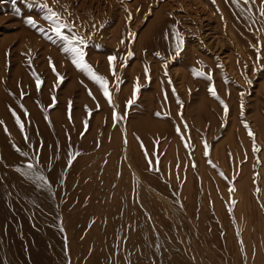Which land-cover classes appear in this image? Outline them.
I'll use <instances>...</instances> for the list:
<instances>
[{"label": "rangeland", "instance_id": "374dc122", "mask_svg": "<svg viewBox=\"0 0 264 264\" xmlns=\"http://www.w3.org/2000/svg\"><path fill=\"white\" fill-rule=\"evenodd\" d=\"M181 1L58 0L57 3L56 0H45L53 10L63 13L65 18H75L76 23L81 26L79 31L82 35H91L86 49V61L97 74L109 81L113 108L105 100L99 87L75 68L58 44L51 43L25 23L31 16L40 27L47 29L48 25L42 19L43 13L38 8H29L25 0H0V93L6 91L2 92L5 93L4 97L0 95V106L4 103L3 98L7 100L3 104L4 111L9 108L5 112L14 116L13 112L16 110L23 115L21 123L26 126L21 136H7V131L0 139V153L4 161H0V171L3 173L5 187H12L10 178L14 177L33 189L37 202L28 199V204L40 205L44 210L42 215L53 236L38 229L31 220L30 213L27 217L30 225L33 223L36 227L32 225V229H38L37 231L42 232V237L48 239L54 264H78V257L81 258V264L86 263L89 255L86 252L90 250L84 245L80 249L78 241L79 245L75 242L76 246L72 247L74 255L69 241L73 237L71 233L79 231L74 236L76 240H95L93 224L97 221L96 216L106 209L105 203H108L110 209L117 208L115 213L119 216H114L118 221L124 220L118 226L123 224L121 227L126 230L117 226L116 232L120 229L119 233L116 235L114 232L115 235L103 243V246L107 245L105 252H110V255H102L115 257L113 260L108 259V263L112 260L115 264H147V258L146 261L155 259L156 263L153 261V264H264V16L259 15L261 3L256 0L253 5H245L240 0L237 7L231 2L220 0L224 2L225 11L220 9V17L215 13L209 20L213 27L218 28L217 40L224 43V54L206 51L203 55V51L200 53L196 49L201 46L200 42L196 40L193 43L184 38L183 51L179 57L174 58V47H170V40L174 37L170 29L176 25L183 27L182 24L185 23L180 19L186 11V5ZM215 2L217 3H211L220 4L219 0ZM68 13H71L70 17ZM129 14L132 17L130 21ZM93 24L96 25L95 28L92 27ZM223 25L231 27L230 34H223ZM170 34L172 35L169 36ZM121 40L125 43H121ZM211 41L214 40L210 39L209 42ZM166 44L168 49L164 51L162 48ZM191 44L196 47V51ZM128 51L133 53L131 57H127ZM258 51L261 57L259 61ZM110 55L127 57L124 61L126 66L121 67L120 60L117 61L116 71L120 77L118 89L110 73ZM50 60L56 73L64 78L62 83L57 84V76L50 67ZM231 61L246 78L240 79L235 71L230 72ZM165 63L167 68L164 67ZM145 68L148 69L147 77ZM194 72L211 74L212 80L194 75ZM37 76L43 81L39 91L35 82ZM137 82V98L131 107H127V101L132 98ZM210 84L215 86L219 99L210 95ZM10 103H14L11 104L13 108ZM223 105H227V115ZM114 110L123 117L115 125L112 119ZM32 111L40 117L42 126L47 127V124L53 123L61 127L65 131L61 134L63 138L61 135L42 133V126L38 125L36 128L31 119ZM13 118L16 119V114ZM14 120L13 123L19 127ZM244 123L255 134V141L248 135L249 129L244 127ZM50 141L55 144L52 145ZM254 143L260 149L259 152L253 151ZM50 152L52 155L56 154V159L50 156ZM145 153L148 154L147 157ZM39 155H42V159ZM149 161L153 162L151 168ZM28 163L36 165V173L48 179L47 185L23 174L27 171ZM49 163L51 168L48 167ZM124 177L126 180L129 178L126 183H131L130 186L122 183ZM121 183L123 186H120ZM115 193L125 195L123 197L127 200L123 198L126 200L123 201ZM81 194L87 199L84 196L82 198ZM106 198L108 202H105ZM111 200H117L116 203L113 202L116 206L110 204ZM119 200L125 204L124 209H129L126 210L127 216L124 215V209L122 215L121 207L124 204H118ZM86 201L92 203L89 202V208L83 204ZM95 201L101 203L98 202V205ZM71 202H74V206ZM69 205L81 210L84 209L81 207L83 205L86 207L84 210L88 209L90 213L88 210L86 214L84 211L78 212L79 210L74 212V208L71 209ZM92 205L102 206L94 211L91 210ZM131 207L135 210L140 208L138 211L143 212V217H139L137 211L131 212ZM67 212L69 213L65 217ZM132 213L141 220L135 226L138 223L134 217V227L142 228L143 231L138 228L132 231L135 241H131L133 239L129 235H126L128 239L124 238L127 229L133 228L132 224L131 227L128 225L130 228L127 226L135 221ZM68 215L71 217L67 222ZM78 215V220L84 218L79 222H83V225L87 222V226L79 223L82 228L75 230ZM102 222L106 220H102L101 224ZM148 229L153 231L151 239V230ZM144 230H147V235L141 234ZM121 231L124 233L123 237L119 236ZM136 231L141 232L144 240L138 238L140 235ZM146 237L151 242H147ZM46 238L44 239L47 240ZM111 239L115 247L110 251L108 247ZM116 239L120 240V245ZM128 240L133 243L130 244ZM146 243L152 244V247H146ZM137 245L142 248L137 249ZM105 246L103 249L99 246L98 253H104L101 250ZM115 248L120 250L119 254L111 256L112 251H117ZM149 249L154 252L149 260L148 257L139 256L152 254ZM122 255L128 258L130 256L129 260ZM140 259L144 261L141 260L140 263ZM11 261L10 264H20L13 259Z\"/></svg>", "mask_w": 264, "mask_h": 264}, {"label": "bare ground", "instance_id": "6f19581e", "mask_svg": "<svg viewBox=\"0 0 264 264\" xmlns=\"http://www.w3.org/2000/svg\"><path fill=\"white\" fill-rule=\"evenodd\" d=\"M183 1V3L186 5V7L184 6V8H186V11H185V15H183V16H181V18L180 19H183L184 20V22L185 23H183L182 24V26L183 27H180L179 25H176V26H173V27H171V29H170V32H172V34H173V32H179V34L181 35V36H183V38H187L188 40H191L193 43H195V41L197 40L198 42H200L201 44H199V45H201V46H198V48H196L197 50H199L200 51V53L203 51V55L206 53V51H207V53L208 52H211V51H213V53H214V51L215 52H222L223 54H224V52H223V48L225 47V45H224V43H222V42H218V37H217V35H218V28L216 27H213L212 26V24H211V22H210V18L212 17V15L213 14H217V16H219L220 17V15L222 14V12H221V10L220 9H222V11L224 10L225 11V7H224V2H221L220 0H219V2L218 3H220V4H212L213 2H212V0H182ZM181 1V2H182ZM216 1V0H215ZM212 2V3H211ZM211 3V4H210ZM215 3H217V2H215ZM170 4V3H169ZM182 5V4H181ZM230 6V5H229ZM230 8V7H229ZM170 11V10H169ZM181 14V13H180ZM215 14V15H216ZM176 17H179V16H176ZM224 18H226V16L224 17ZM214 20V19H213ZM215 20H217V17H215ZM181 21V20H180ZM212 21V20H211ZM225 21H226V19H225ZM227 21H228V19H227ZM183 22V21H182ZM177 23V22H176ZM219 25H220V23H218ZM217 24V25H218ZM227 25H229L228 23H227ZM221 27V26H220ZM231 27L230 26H226V25H223V34L225 33H231ZM169 32V33H170ZM207 33V34H206ZM229 33V34H230ZM172 34H170L169 36H171ZM220 34V33H219ZM232 35V34H231ZM223 37V36H222ZM235 37V36H234ZM210 39H212V40H214L213 42L211 41V42H209V40ZM225 39H226V37H225ZM224 39V40H225ZM228 40H229V38H227ZM234 39H236V38H234ZM206 40V41H205ZM221 40V39H220ZM169 41V40H168ZM172 43H171V45H170V47H174V45H175V39H171L170 40ZM225 41H227V40H225ZM230 41V40H229ZM250 41V40H249ZM191 42V43H192ZM209 42V43H208ZM238 43V42H237ZM236 43V44H237ZM167 44H168V42H167ZM165 45L166 47L165 48H162L164 51H166L168 48H167V46L168 45ZM188 44V43H187ZM193 44H191V46H192ZM248 45V44H247ZM193 48H194V46H192ZM194 48V49H195ZM196 49H195V51H196ZM205 49V50H204ZM227 49V48H226ZM162 50V51H163ZM171 50V49H170ZM173 52V51H172ZM174 53V52H173ZM198 53V52H197ZM212 53V52H211ZM206 55H208V54H206ZM210 55V54H209ZM246 55V54H245ZM202 57V56H201ZM227 57H228V55H227ZM231 57V56H230ZM203 58V57H202ZM229 59V58H228ZM240 59V58H239ZM241 60V59H240ZM227 62H228V60H227ZM230 63V68H229V70H230V72H233V73H235L236 72V75H238V78H240V79H243V78H246L245 76V74H243V72L241 71V70H239L238 69V67L236 68L235 67V63H233L232 61L231 62H229ZM3 65V64H2ZM229 65V64H228ZM257 65V64H256ZM235 71V72H234ZM230 77V76H229ZM3 82H1V84H2ZM12 88H14V87H12ZM9 89V88H8ZM1 90V89H0ZM14 90L15 91H17V89H15L14 88ZM14 90H13V92H14ZM4 91V90H3ZM3 91H1V93H0V95L1 96H3V95H5V93H2ZM4 92H6V91H4ZM15 93V92H14ZM16 94V93H15ZM7 95V94H6ZM9 96V95H8ZM4 97V96H3ZM3 97H1V98H3ZM6 97V96H5ZM7 101V100H6ZM6 101L4 100V98H3V102L6 104ZM8 102V101H7ZM3 103V104H4ZM3 104H2V106H0V122H2V123H0V139H2V137H4V135H5V133L7 132V136L8 135H15V136H21L22 135V133L23 132H20L19 130L20 129H18L19 127H16V125L13 123V121L12 120H14L15 118H13L14 116H10V114L9 115H7V112L9 111V108H8V111L7 110H5V111H7V112H5L4 111V106H3ZM8 104V103H7ZM11 104H14V103H10V107L11 108H13L12 106H11ZM9 105V104H8ZM5 107H7L6 105H5ZM10 108V109H11ZM7 109V108H6ZM12 110H15V109H12ZM16 111V110H15ZM15 111L13 112V113H15ZM10 113V112H9ZM16 118L17 117H19V119H20V121H23L22 120V116L23 115H21L20 113H18L17 111H16ZM12 115V114H11ZM12 117L13 119L10 121L8 118L9 117ZM40 116V115H39ZM31 119H32V121L34 122V125H35V127L36 126H42V121H41V119H40V117H38V115L36 114V113H34L33 111L31 112ZM45 119V118H44ZM16 121V119L14 120V122ZM49 121V120H48ZM32 122V123H33ZM44 122V121H43ZM31 124V123H30ZM26 125V124H25ZM28 126V125H27ZM24 127H26V126H24ZM34 127V128H35ZM43 128H41V130H42V133H49V134H51L52 136H60L61 134H63L65 131L64 130H62V128L61 127H59L57 124H53V123H49V124H47V127H45L44 125L42 126ZM27 128H29L30 129V127H27ZM37 128V127H36ZM24 129H26V128H24ZM28 129V130H29ZM38 130V129H37ZM39 131V130H38ZM21 133V134H20ZM25 134H27V133H25ZM29 134V133H28ZM38 135H39V133H38ZM24 136V135H23ZM62 136V135H61ZM51 137V136H50ZM52 138V137H51ZM54 138H56V137H54ZM62 138H63V136H62ZM4 139V138H3ZM5 140V139H4ZM7 140V139H6ZM63 140V139H62ZM53 141V140H52ZM67 141V140H66ZM4 143H5V141H4ZM50 143H51V141H50ZM53 143V142H52ZM51 143V144H52ZM53 144H55V143H53ZM52 144V145H53ZM56 145H57V143H56ZM1 146V145H0ZM6 146H8L7 145V143H6ZM60 146V145H59ZM54 147L55 146H53V149H54ZM62 147V146H61ZM2 148V147H1ZM0 148V149H1ZM65 148V147H64ZM33 150V149H32ZM59 150V149H58ZM49 151H50V149H49ZM53 151V150H52ZM0 152H1V150H0ZM10 152V151H9ZM33 152H34V150H33ZM44 152V151H43ZM48 152V151H47ZM56 152H58V151H56ZM11 154H12V152H10ZM49 153V152H48ZM10 154V155H11ZM14 155H15V153H13ZM32 154V153H31ZM33 154H35V153H33ZM59 154V153H58ZM63 154V153H62ZM44 155V154H43ZM52 154H51V152H50V156H51ZM54 155L56 156V154L54 153ZM54 155H52V157H54ZM12 157H13V155H11ZM15 156H17V155H15ZM40 156V155H39ZM39 156H38V158H39ZM42 156V155H41ZM40 156V157H41ZM5 157V156H4ZM33 157V156H32ZM52 157H51V159H52ZM58 158V157H57ZM14 159V158H13ZM34 159H37V158H34ZM40 159V158H39ZM41 159H42V157H41ZM40 159V160H41ZM54 159H56V157H54ZM22 160V159H21ZM0 161H2V162H4L3 161V159H2V153H0ZM14 161V160H13ZM44 161H47V160H45L44 159ZM50 161V160H49ZM56 161V160H55ZM62 161V160H61ZM60 161V162H61ZM1 162V164H3ZM52 163H53V161H52ZM17 164V163H16ZM44 164H46V163H44ZM58 164V163H57ZM49 165H50V163H49ZM56 165V164H55ZM42 166V165H41ZM41 166H39L40 167V169H41ZM46 166V165H45ZM44 167V166H43ZM48 167H52L51 165L50 166H48ZM60 167H62V164H61V166ZM59 167V169H61ZM19 168H20V166H19ZM49 168V169H50ZM55 168V167H54ZM24 169V168H23ZM43 169H45V168H43ZM47 169V168H46ZM56 169V168H55ZM54 169V172L56 171ZM1 170H3V168L1 169ZM48 170V169H47ZM52 170H53V168H52ZM49 171V170H48ZM60 171V170H59ZM10 174V173H9ZM55 175V174H54ZM13 176V175H12ZM53 176V175H52ZM57 177H59V175L57 174L56 175ZM57 177H55L54 176V178H57ZM127 177V176H126ZM9 178V177H8ZM8 178L6 179V181L8 180ZM23 178H25V177H23ZM69 178V177H68ZM11 179V183H12V187L9 185V187H11V188H8V187H5L4 186V184H3V173H2V171H0V264H10V262H12L11 260L13 259L14 261H17L18 263H20V264H54L53 263V261H52V258H51V255H53L52 253H51V248H50V246H49V242H48V244H47V241H48V239L46 238V237H44V238H46L47 240H45L43 237H42V232L44 233H47L48 235L50 234L51 236H53V233L52 232H50V229H49V227H48V225H47V221L45 220L46 218L44 217V215H42V214H44V210L42 209V208H40L39 206L40 205H30V204H28V199H31V200H36V196H35V193L33 192V189H31L29 186H27L28 184H24L22 181H20L18 178H14V177H11L10 178ZM22 179V178H21ZM26 179V178H25ZM124 179V180H123ZM122 179V181H124V182H122L123 184H126V186H130L131 185V183H129V184H127L128 182H127V180L129 179V178H127V180L125 179V177ZM48 180V179H47ZM5 181V182H6ZM56 181V180H55ZM59 181V180H58ZM57 181V182H58ZM66 181H68V180H66ZM129 181V180H128ZM9 182V180L6 182V183H8ZM54 182V181H53ZM127 182V183H126ZM52 183V182H51ZM67 183V182H66ZM121 183V184H122ZM10 184V183H9ZM58 184V183H57ZM123 184L122 185H120V186H123ZM66 185V184H65ZM7 186V185H6ZM33 187V186H32ZM34 188V187H33ZM61 189H63L62 187H61ZM68 189V191H69V188H67ZM35 191H37V190H35ZM62 191V190H61ZM63 191H65V190H63ZM92 191V190H91ZM119 191V190H118ZM117 191V192H118ZM88 192V191H87ZM85 193L86 194V196H87V194L88 193ZM95 192V191H94ZM69 193V192H68ZM72 193H74V192H72ZM78 193L79 192H77V195H78ZM91 193V192H90ZM122 193V192H121ZM70 194V193H69ZM68 194V195H69ZM84 194V193H83ZM83 194H81V197L82 196H84L85 198H86V196L85 195H83ZM118 193H115V195L118 197V198H120V197H122L121 199L124 201L126 198L125 197H123V196H125V195H121L120 196V194L119 195H117ZM79 197H80V195H78ZM91 196V195H90ZM92 196H94L95 197V195H92ZM98 196V195H97ZM115 196V197H116ZM68 197H70V196H68ZM77 197V196H76ZM78 197V198H79ZM94 197H93V199H94ZM104 197V196H103ZM102 197V198H103ZM75 198V197H74ZM83 198V197H82ZM96 198V197H95ZM100 198V197H99ZM98 198V199H99ZM123 198H125V199H123ZM37 199H39V198H37ZM66 199V198H65ZM80 199V198H79ZM87 199V198H86ZM92 199V198H91ZM40 200V199H39ZM38 200V201H39ZM78 200V199H77ZM81 200H83V199H81ZM96 200V199H95ZM100 200H101V198H100ZM122 200H119V202H117L118 204L120 203V205L122 206L124 203H122L123 201ZM127 200V199H126ZM125 200V201H126ZM71 201V200H70ZM115 201V200H114ZM113 201V202H114ZM117 201V200H116ZM116 201H115V203H116ZM122 201V202H121ZM36 202H37V200H36ZM36 202H34V203H36ZM41 202V201H40ZM40 202H39V204H40ZM66 202H68V201H66ZM65 202V203H66ZM78 202V201H77ZM90 202V201H89ZM89 202L87 203V201H86V204H85V202H83V204L84 205H87V208H89L90 206V204H89ZM96 202V201H95ZM99 202V201H98ZM98 202H96L97 204H98ZM102 202H104V200L102 201ZM105 202H108L107 201V198L105 199ZM104 202V203H105ZM112 202V200H111V202H110V204L111 203H113ZM74 203V202H73ZM73 203L71 202V204H72V206H74L73 205ZM91 203V202H90ZM101 202H99V204H100ZM103 203V204H104ZM128 203H130V201L128 202ZM42 204V203H41ZM69 204V203H68ZM68 204H66V206L68 205ZM89 204V205H88ZM92 204V203H91ZM98 204V205H99ZM102 204V205H103ZM106 205H108V203H105ZM114 204V203H113ZM43 205V204H42ZM41 205V206H42ZM75 205H76V203H75ZM77 205H79V204H77ZM102 205H100V206H102ZM105 205V208L107 209V211H106V209H103V211L102 212H100L97 216H96V219H97V221L95 222V224H93V222L91 223V224H93L94 225V228H93V230H94V232H95V240H91V242L89 241V238H88V241H85V239H78V240H76V239H74L75 237L74 236H76L75 234H76V232H79V231H76L74 234L73 233H71L72 235H73V237H71V239L69 240V241H71V249L73 250V246H76V245H74V243L76 242L77 243V245H79L78 244V241H79V243H80V249H82V247H83V245L84 246H87L88 248H89V252L87 251L86 253L87 254H89V255H87V254H85V256L87 255V261H86V263L85 264H112L113 262H112V260H113V258H115V257H110L109 255V253H106L105 252V250L107 249V245L105 246V244H104V246H105V249L104 250H101V252L102 251H104V253H98L99 251V246L101 247V249H103L104 248V246H103V243H105L108 239H109V237H111V236H113V235H115V233L114 232H116V230L118 229L117 228V226H118V224H119V222L120 221H124V220H120V221H118L117 219L118 218H116V217H118L119 216V214L117 213H115V211L117 210V208L116 207H112L111 209H110V206L108 205V207ZM93 206V205H92ZM91 206V207H92ZM97 205H95V206H93V207H96ZM100 206H98L99 208H100ZM114 206H116L115 204H114ZM126 206H127V203H126ZM130 206V205H129ZM43 207V206H42ZM64 207V206H63ZM69 207H70V205H69ZM77 207V206H76ZM82 208H86V207H83V205L81 206ZM92 207V209L91 210H93L94 209V211L97 209L98 210V207H96V208H93ZM103 207H104V205H103ZM124 207H125V204H124V206L123 207H121L122 208V212L125 210V214H124V212L122 213V215L124 214L125 216H127L126 215V212L129 210H127V209H124ZM45 208V207H44ZM67 208V207H66ZM71 209L72 208H74V207H70ZM102 208V207H101ZM116 208V209H115ZM132 209H133V207H131ZM76 208H74V212H76L77 210H79L78 212H81V211H84V213L86 214V213H88L86 210H88V209H86V210H81V209H76ZM124 209V210H123ZM131 209V210H132ZM47 210V209H46ZM67 210V209H66ZM99 210H102V209H99ZM127 210V211H126ZM135 209H133V211H131V212H138L139 213V211L138 210H140V208L139 209H136L135 211H134ZM89 211V210H88ZM146 211V210H145ZM47 212H48V210H47ZM72 212V211H71ZM136 212V213H137ZM28 213V214H27ZM29 213L31 214V216H32V219L31 220H33L34 222V225L38 228V229H40L42 232H40V231H37V230H33L32 229V225H33V223L30 225V220H29V218L27 217V215H29ZM69 212H67L66 214H65V217H66V215L68 214ZM83 213V214H84ZM89 213H90V211H89ZM91 213H93V211L91 212ZM128 213V212H127ZM130 213V212H129ZM135 213V214H136ZM140 213H141V211H140ZM140 213L138 214L139 215V217L140 216H142V214H143V212L141 213V215H140ZM73 214V213H72ZM75 214V213H74ZM80 214V213H79ZM83 214H81V215H83ZM84 214V215H85ZM116 214V217L114 216ZM133 214V213H132ZM145 214V213H144ZM51 215V214H50ZM69 215H71V213L69 214ZM68 215V216H69ZM94 215V214H93ZM118 215V216H117ZM130 215V214H129ZM137 215V214H136ZM146 215V214H145ZM75 216V215H74ZM91 216H92V214H91ZM124 216V217H125ZM30 217V216H29ZM70 217L71 216H69V219L68 218H65V219H68L67 220V222L70 220ZM73 217V216H72ZM78 217H80L79 215L78 216H76V219L78 218ZM113 217H115V220H114V222H113ZM134 217H135V219H137V217L133 214L132 215V219H134ZM143 217V216H142ZM141 217V218H142ZM74 218V217H73ZM83 217H81V219H82ZM126 218H128V217H126ZM125 218V219H126ZM129 218H131V215L129 216ZM128 218V219H129ZM75 219V218H74ZM80 219V218H79ZM78 220L77 219V229H75L74 227H73V225H72V227L75 229V230H79L78 228H82V223L81 222H79V221H82V220ZM91 219H93V218H91ZM132 219H130L131 221H132ZM134 219V220H135ZM105 221L106 220V222H102V224H101V221ZM117 220V221H116ZM138 220L139 221H141L140 220V218H138L137 219V222H136V220L135 221H132V222H128L129 224H127V226L128 225H130V224H135V222L136 223H138V224H136L135 226H138L139 225V222H138ZM85 221H86V218H85ZM89 221H91L90 219H89ZM93 221V220H92ZM126 221H128L127 219H126ZM143 221L144 220H142V222L141 223H143ZM115 222H118L117 223V225L116 224H114ZM134 222V223H133ZM71 223H72V221H71ZM79 223H81L82 225L80 226V224ZM105 225H104V224ZM145 223V222H144ZM69 224H70V222H69ZM69 224H68V228H69ZM79 224V225H78ZM87 224V222L85 223V225H83V226H87L86 225ZM88 224H89V222H88ZM90 224V225H91ZM120 224H121V222H120ZM33 225V226H34ZM51 225V224H50ZM89 225V226H90ZM102 225V226H101ZM123 225V224H122ZM121 225V226H122ZM132 225H130V227L132 226ZM144 225V224H143ZM34 226V227H35ZM78 226H80V227H78ZM88 226V227H89ZM119 227L120 229H122V230H125V227ZM145 226H147L146 225V223H145V225H144V229H146L145 228ZM150 226V225H149ZM148 226V227H149ZM35 227V228H36ZM91 228H92V226H90ZM129 227V226H128ZM129 227V228H130ZM142 227V226H141ZM147 227V228H148ZM51 228H52V226H51ZM67 228V229H68ZM86 228V227H85ZM133 228H135V229H133ZM133 228H130V229H133V230H131L130 231V229H127L128 231H129V233H128V231H127V234H124V233H122L123 231H121L120 232V234L121 235H119L120 237H123V235L122 234H124L125 236H124V238L126 237V235L128 236H131V237H129L130 239H133V237L132 236H134L133 235V233H132V231L134 232L135 230H136V228H138V230L139 231H142V228H139V227H134V225H133ZM151 228V227H150ZM88 229V228H87ZM120 229H119V231H120ZM84 230V229H83ZM92 230V229H91ZM90 230V231H91ZM149 230H151V229H148V231ZM69 231H70V229H69ZM72 231V230H71ZM82 231V230H81ZM119 231L118 232H116V235H117V233H119ZM126 231V230H125ZM124 231V232H125ZM145 231V230H144ZM132 233V235H131V233ZM143 232V231H142ZM152 230L151 231H149V233H150V239H151V235H152ZM55 233V232H54ZM81 233H83V232H81ZM135 233H139L138 231H136ZM134 233V234H135ZM141 233V232H140ZM139 233V239H142V240H144V236L143 237H141V234H145L146 233V235H147V230L144 232V233H141L140 234ZM148 233V234H149ZM70 234V233H69ZM90 234V233H89ZM136 234V235H137ZM49 235V236H50ZM78 236L80 235L79 233L77 234ZM88 235V234H87ZM135 235V236H136ZM77 236V237H78ZM92 237H93V235H91ZM118 236V237H119ZM80 237H81V235H80ZM90 237V236H89ZM83 238V237H82ZM105 238H107V239H105ZM135 238H137V237H135ZM55 239H56V237H55ZM69 239V238H68ZM86 239H87V237H86ZM92 239V238H91ZM125 239H128L127 237L125 238ZM150 239H148V241H147V237H146V241L147 242H151V241H149ZM81 240V241H80ZM113 239H111V244H109V247H108V249H110V251L111 250H114V247H115V243H113V241H112ZM117 241H119V245H120V240L119 239H116ZM124 240V239H123ZM137 240V239H136ZM142 240H140V241H142ZM55 241V240H54ZM68 241V240H67ZM129 241V240H128ZM131 241H135L134 239L133 240H131ZM131 241H129V243L131 242ZM59 242H60V240H59ZM90 242V243H89ZM109 242V241H108ZM125 242H127V240L125 241ZM55 243V242H54ZM67 243H69V242H67ZM124 243V242H123ZM131 243H133V242H131ZM130 243V244H131ZM114 245V246H111L110 247V245ZM122 244V243H121ZM129 244V245H130ZM69 245H70V243H69ZM118 245V246H119ZM125 245V244H124ZM146 245V247L148 246L149 247V245L151 246L152 244H150L149 243V245H148V243H146L145 244ZM140 246V245H139ZM138 245H137V249H139V248H142V247H139ZM141 246H143V245H141ZM51 247H52V245H51ZM79 246H77V248H78ZM103 247V248H102ZM113 247V248H112ZM123 247V246H122ZM152 247V246H151ZM65 248V247H64ZM69 248H70V246H69ZM68 248V249H69ZM77 248L75 247V250L76 251H78L77 250ZM84 248H86V247H84ZM112 248V249H111ZM119 248V247H118ZM135 249H136V247H134ZM145 248V246H143V249ZM150 248V247H149ZM55 249V248H54ZM66 249V248H65ZM116 250H117V248H115ZM120 249V248H119ZM146 249H148V248H146ZM62 250V249H61ZM88 250V249H87ZM122 250H123V248H122ZM122 250H121V252H122ZM149 250H151L152 251V254H148V256H146V254H144V255H139L140 257L142 256V258H143V256H144V258L145 257H148V260H149V258H151V255H154L153 253V250L152 249H149ZM70 251V250H69ZM92 251V252H91ZM118 251V252H117ZM116 252L114 251H112V253H113V255H111V256H114V253H118L119 254V251L120 250H117ZM151 251H149V252H151ZM56 251H54V253H55ZM71 252V251H70ZM73 252H74V250H73ZM124 252V251H123ZM148 252V253H149ZM59 253H61V252H59ZM66 253V252H65ZM72 253V252H71ZM71 253H69V255L71 254ZM79 253V252H78ZM82 252L80 251V254H81ZM85 253V252H84ZM111 253V254H112ZM127 253V252H126ZM145 253H147V252H145ZM80 254H79V256H80ZM102 254H109L108 256L106 255H102ZM121 254V253H120ZM122 254H124V253H122ZM129 254H130V252H129ZM128 254V255H129ZM74 255H75V252H74ZM63 256V255H62ZM83 256V255H82ZM118 256V255H117ZM121 256V255H120ZM123 257H124V255H122ZM126 256V255H125ZM133 257H134V259H136L135 258V256L134 255H132ZM139 256H137V258L139 257ZM71 257V256H70ZM75 257V256H74ZM73 257V258H74ZM108 257V258H107ZM154 257V256H153ZM118 258V257H117ZM124 258H126V259H128L129 260V258H130V256H129V258L128 257H124ZM61 259V258H60ZM72 259V258H71ZM75 259V258H74ZM78 259H79V261L77 262L76 260H75V262H77L78 264H81L80 262V257H78ZM108 259L110 260V259H112L110 262L111 263H108ZM119 259V258H118ZM132 259V258H131ZM146 259L147 258H145V262L148 264V262H149V264H151L150 263V261H152L151 259L149 260V261H146ZM83 260V259H82ZM115 260H117V259H115ZM114 260V262H116ZM141 260L142 259H140L139 261H140V263H141ZM74 261V260H73ZM72 261V262H73ZM85 261V260H84ZM119 261H120V259H119ZM135 261V260H134ZM138 261V260H137ZM142 261H144V260H142ZM153 261L155 262V259H153ZM153 261H152V264H153ZM132 261H130V263H131ZM118 263H120V262H118ZM117 263V264H118ZM156 263V262H155ZM15 264V263H14ZM76 264V263H75ZM113 264H115V263H113ZM121 264V263H120ZM122 264H124L123 262H122ZM126 264H127V262H126ZM128 264H129V262H128ZM139 264V263H138Z\"/></svg>", "mask_w": 264, "mask_h": 264}, {"label": "snow or ice", "instance_id": "6c2138e0", "mask_svg": "<svg viewBox=\"0 0 264 264\" xmlns=\"http://www.w3.org/2000/svg\"><path fill=\"white\" fill-rule=\"evenodd\" d=\"M25 2L27 3V6L29 8H32V7L38 8L39 11L43 13L42 19L47 23L48 27L47 29H45L44 27H40L36 23V20L33 19L31 16H29L25 20V23L30 28L36 29L40 34L44 35L45 38L49 40L51 43L58 44L60 46V50L63 53H65L68 58H70L71 63L75 66V68L79 70L80 72L84 73L89 79H91L99 87L105 100L108 102L110 106L114 108V102L112 99V93L110 90L109 81L107 80V78L102 77L99 74H97L93 70L92 66L86 61V49L89 47L91 35L89 36L82 35L81 32L79 31V28L81 26L76 23L75 18H72V19L65 18L63 13L53 10V8H51L49 4L45 2V0H25ZM56 2L58 3V0H56ZM212 2L215 3V0H212ZM226 2H231L233 5L237 7H239V4H240V0H226ZM243 2L245 5H253L256 3V0H243ZM260 3H261V6L259 8V15L264 16V0H260ZM248 11H251V9H248ZM17 14H19L18 10H17ZM68 16L70 17L71 13H68ZM131 18H132L131 14H129L128 20L130 21ZM252 23L254 24L255 21L253 20ZM92 27L95 28L96 25L93 24ZM129 35L132 39H134V36H132L131 33H129ZM173 37L175 39V45H174V58H175V57L180 56L181 52L183 51L185 42H184L183 36H181L179 32H174ZM121 43H125V41L121 40ZM132 55L133 53L131 51L127 52V57H131ZM156 55L159 56V53H156ZM127 57L120 58L117 55H110L108 57L110 73L112 77L114 78V80L116 81L117 89L119 88V82H120V77L116 71L117 61L118 59L120 60L121 67L126 66L124 61ZM260 58L261 57L258 51L257 60L259 61ZM49 64L53 72L57 76V84L62 83L64 78L60 76L59 73H56L55 66L54 64H52L51 60L49 61ZM164 67L167 68V63H165ZM145 75L146 77L148 75L147 68H145ZM165 75L167 76V72H165ZM194 75L202 76L208 81L212 80L211 74H205L203 72H194ZM35 82H36L37 91H39L43 84V81L37 76L35 78ZM248 82L251 83V81H248ZM169 83H171V81H169ZM138 91H139V84L137 82V85L134 87V90H133L132 98L127 101V107H131L134 104L137 98ZM208 91L212 97L219 99L217 95V91L213 84H210ZM173 92L175 93V89H173ZM89 95L90 96L92 95L91 92H89ZM241 95H243V93ZM53 101H55V97H53ZM221 103L223 102L221 101ZM223 107H224L225 115H227L229 111L227 108V105H223ZM241 108L243 109V105H241ZM25 114L27 115V113ZM13 115L15 116V113H13ZM90 115L91 113L89 112V116ZM157 115L159 116L160 113H157ZM122 118L123 117L119 116L115 110L113 111L112 119H113L114 125L116 122H118ZM16 122L21 132H23L24 124L21 123L19 117L16 118ZM85 127L87 128V122H85ZM244 127L246 129H249V126L247 123H244ZM177 131L179 132L180 130L177 129ZM248 135L253 139V141H255V134L250 129L248 131ZM25 140H27V137H25ZM205 147H207V145H205ZM253 151L254 152L260 151V149L255 145V143L253 144ZM24 155H27V154L25 153ZM145 155L147 157L148 154L145 153ZM148 163L151 168L153 162L149 161ZM35 168H36L35 164L28 163L26 165L27 171L23 174L25 176L34 178L42 182L44 185H47L48 184L47 179L42 174L36 173ZM156 170H159V169L157 168ZM257 192H259L258 189H257Z\"/></svg>", "mask_w": 264, "mask_h": 264}]
</instances>
